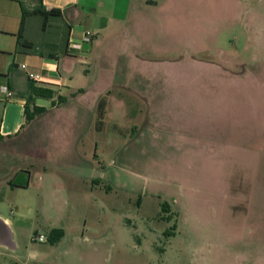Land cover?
I'll return each instance as SVG.
<instances>
[{
    "label": "rangeland",
    "instance_id": "rangeland-1",
    "mask_svg": "<svg viewBox=\"0 0 264 264\" xmlns=\"http://www.w3.org/2000/svg\"><path fill=\"white\" fill-rule=\"evenodd\" d=\"M157 1L141 86L104 111L73 97L17 143L52 167L33 174L42 196L17 198L37 210L20 236L49 244L61 218L53 257L72 264H264V0Z\"/></svg>",
    "mask_w": 264,
    "mask_h": 264
},
{
    "label": "crops",
    "instance_id": "crops-1",
    "mask_svg": "<svg viewBox=\"0 0 264 264\" xmlns=\"http://www.w3.org/2000/svg\"><path fill=\"white\" fill-rule=\"evenodd\" d=\"M41 3L47 11L58 10L48 23L43 16L30 12L39 0H0V85L8 84L15 94L12 99H0V264H72L62 261L61 250L53 257L63 238L36 245L32 236L28 243L20 236L19 221L33 220L37 210L17 198L42 196L43 184L39 182L35 189L33 174L44 181L49 175L47 170L52 168L44 165L46 154L18 149L17 143L25 139V131L36 118L27 119L26 107L59 110L68 102L72 104L73 97L81 98L91 92L94 102L74 104L75 108L91 113L113 87H133L134 82L141 86L138 80L147 75L142 71L147 70L148 53L154 49L151 41L156 26L154 16L166 11L168 4L167 1L159 4L157 0H41ZM26 10L29 13L24 16ZM63 23L69 30L66 42L60 44ZM87 32L92 34L91 41L83 40ZM23 41L32 42L35 48L22 46ZM140 46L146 51L143 57L144 53H137ZM137 55L141 57L138 59ZM30 72L41 76V81L33 82L53 90V97L33 95V103H29ZM38 167L40 170L35 171ZM49 222L51 230L66 229L61 227V218ZM30 225L36 229L34 222ZM66 235L67 229L63 237ZM64 252V257L71 258L73 249Z\"/></svg>",
    "mask_w": 264,
    "mask_h": 264
},
{
    "label": "trees",
    "instance_id": "trees-1",
    "mask_svg": "<svg viewBox=\"0 0 264 264\" xmlns=\"http://www.w3.org/2000/svg\"><path fill=\"white\" fill-rule=\"evenodd\" d=\"M58 10H50V11H47L43 6H42V3H41V0H39V4L37 6H35L33 8V10H31L30 12H32L33 14H37V15H41L44 17V20L45 22H49L50 20V17L51 16H55L56 13H57ZM25 15H28L27 13L28 10H26L25 12ZM59 13V12H58ZM61 16V15H60ZM68 27L67 24H62L61 25V29L63 30V27ZM68 30H69V27H68ZM22 46H25L26 48H35V45L32 43V42H27V41H23L22 42ZM1 75V74H0ZM29 89H30V95L28 97V100H29V103H33V95H36V96H42V97H48V98H51L53 97L54 95V91L51 90V89H48V88H43V87H39L35 84V82L30 81V84H29ZM106 97H102L101 100H100V108L101 110L104 111V109L106 108ZM47 110L44 108V107H39V106H27L26 107V114H27V119L28 120H32L34 119L35 117H37V115H40V114H43L45 113ZM103 116V115H102ZM101 117V116H100ZM164 207L166 206L165 204L163 205ZM64 235V230L62 228H54L51 230L50 232V235H49V240L51 243H55L57 242L61 237H63Z\"/></svg>",
    "mask_w": 264,
    "mask_h": 264
},
{
    "label": "built area",
    "instance_id": "built-area-1",
    "mask_svg": "<svg viewBox=\"0 0 264 264\" xmlns=\"http://www.w3.org/2000/svg\"><path fill=\"white\" fill-rule=\"evenodd\" d=\"M91 38H92V34L90 32H87L84 37H83V40L84 41H91ZM73 47H79V45H74ZM23 67H25V65H23ZM28 77L31 79V80H34L35 82H39L41 81V76L39 74H35V73H32L30 72L28 74ZM14 91L11 89V87L8 85V84H1L0 85V99L2 100H9V99H12L14 97ZM35 241H42L43 238L42 237H38V236H35L33 238Z\"/></svg>",
    "mask_w": 264,
    "mask_h": 264
}]
</instances>
